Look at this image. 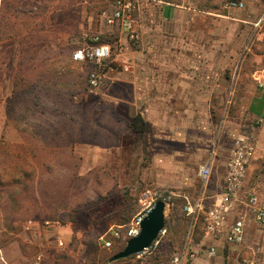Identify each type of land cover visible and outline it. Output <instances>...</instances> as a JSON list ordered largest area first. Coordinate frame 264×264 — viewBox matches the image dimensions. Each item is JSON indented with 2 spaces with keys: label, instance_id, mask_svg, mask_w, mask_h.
<instances>
[{
  "label": "rangeland",
  "instance_id": "rangeland-1",
  "mask_svg": "<svg viewBox=\"0 0 264 264\" xmlns=\"http://www.w3.org/2000/svg\"><path fill=\"white\" fill-rule=\"evenodd\" d=\"M2 9L0 212L12 217L0 220V230L17 235L24 261L30 264L44 252L45 260L54 264H173L174 256L187 242L193 248L201 245L203 217L192 232L187 219L175 223L172 214L182 213L181 195L195 197L200 191L201 184L194 183V136L200 138L198 146L210 137L211 150L220 151L211 181L215 184L225 178L233 149L232 137L226 131L235 128L234 119L245 97L240 81L251 68L243 58L249 53L248 40L212 46L215 38L204 32V44L198 49L194 46V71L201 90H211L212 107L195 110L199 111L195 128L184 123L180 126L193 140L170 144L187 155L161 156L157 150L161 146L154 141L138 107L110 103L111 90L120 95L118 89L111 88L120 84L117 80L123 69L115 57L125 46L121 36H128L118 25L106 23L104 12L109 13L110 8L104 2L7 0ZM260 27L264 33V22ZM95 38L113 48V59L104 66L105 79L99 90L89 86V74L95 66L73 59L77 50L93 44ZM127 40L138 47L136 41ZM257 43L264 52V39L256 37L254 46ZM252 165L244 186H256V195L264 201V170L253 171ZM145 190L177 196L175 207L166 211L167 230L146 254L113 262L127 243L115 242L108 250L100 238L111 229L126 231L142 210L139 198ZM241 206L239 212L245 211ZM248 212L252 230L264 239L255 214ZM29 220H55L60 228L40 239L25 229ZM8 238L2 234V239ZM262 238L252 243L259 262L264 260ZM58 239L63 246L58 245ZM217 241L229 252L222 238ZM237 259L226 257L225 263L233 264Z\"/></svg>",
  "mask_w": 264,
  "mask_h": 264
},
{
  "label": "crops",
  "instance_id": "crops-1",
  "mask_svg": "<svg viewBox=\"0 0 264 264\" xmlns=\"http://www.w3.org/2000/svg\"><path fill=\"white\" fill-rule=\"evenodd\" d=\"M4 1L3 3V0H0V14L7 0ZM230 1L142 0L139 6L140 38L136 42L138 47H133V44L127 40L128 37L121 36L122 45L125 46L122 47V54H116L115 58H117L116 63L123 69L121 79L117 80L120 84L111 87L118 89L120 95L114 94L111 90L110 103L114 106L128 103L130 106L138 107L142 119L150 126L154 141L159 142L161 146L157 149L161 156L187 155L172 149L170 144L193 140L189 135L183 134L182 129H179L180 126L184 123L189 126L194 125L195 128V124L198 123L194 122V118L199 113L195 110H208L212 107L209 94L211 90L207 88L202 91L195 80L194 46L198 49L204 44L202 39L204 32L215 38L212 46L230 45L236 39H241V43L248 40L246 50L249 53L243 55V58L244 61L249 62L251 68L242 75L240 81L241 91L245 97L240 104L239 114L234 119L235 128L227 130L226 135L232 137L233 145L240 137L248 138L256 148V158L251 170L262 171L264 170V52L260 50L259 43L255 46L254 44L256 37L258 41L264 39V33H260L262 28L257 26L263 14L264 0H235L243 3L244 8L228 10L226 4ZM52 13H54L53 9ZM249 44L254 47L248 46ZM198 138L194 136L196 148L194 164L197 167L194 183L201 184L199 193L203 191L208 197L207 203H210L212 199L213 201L220 199L225 178L217 179L215 184L211 179L207 184L202 181L200 168L213 154L214 171L220 151L211 150L213 145L210 143V137L203 138L202 141L206 140V144L201 146H198L200 142ZM244 184L237 192L236 213L242 208L247 193H249L247 201L256 194L255 185L254 188H249ZM10 216V213L5 215L0 212V220L11 219ZM2 234L9 237V241L2 239ZM37 237L42 238V236ZM261 238L262 235L252 230L251 223L247 229L245 245L231 246L224 242L229 247V252L224 250V245L219 244L217 240L203 237L201 245L194 244V249L198 252L196 264H226V257L231 261L235 256L238 259L233 264H264L263 259L261 262L256 260L257 249L252 244ZM17 244V235L13 231L0 230V264H29L24 261V254ZM195 246H199V249ZM211 247L217 249L214 257H210L208 253ZM260 251L264 253V247ZM43 254L45 258L42 264H54L45 260V253ZM34 262L35 259L30 264Z\"/></svg>",
  "mask_w": 264,
  "mask_h": 264
},
{
  "label": "built area",
  "instance_id": "built-area-1",
  "mask_svg": "<svg viewBox=\"0 0 264 264\" xmlns=\"http://www.w3.org/2000/svg\"><path fill=\"white\" fill-rule=\"evenodd\" d=\"M101 1L110 8L109 13L104 12L106 23L110 26L118 25L123 34L127 35L131 41L137 42L140 28L139 6L142 0ZM235 8L243 9L244 4L235 0H231L226 4L228 10ZM263 22L264 14L259 19L257 26L260 27ZM119 53H122V48L119 49ZM73 59L78 63L95 66V69L89 74V86L93 90H99L102 88L105 79L104 66L113 59V48L108 43H102L100 38H95L93 44L77 50L73 55ZM255 158L256 148L252 142L245 137L238 138L234 142L231 151L220 199H217L208 207V197L203 191L196 197L181 196L184 200L183 212L191 224L192 232L200 217H203L204 238L214 240L222 238L228 245L243 246L247 241V229L250 223L248 209L255 214L257 223L264 230V201L258 195L255 194L249 198V201L243 202L246 207L245 211L235 215L238 189L248 179L249 169ZM199 174L202 181L207 184L213 174V154L200 168ZM262 180L264 182V175ZM173 196L177 197L172 194L165 196L162 193L145 190L139 198L142 207L141 212L133 219L126 231L111 229L101 236L100 240L103 242L104 247L112 250L115 242L127 243L131 238L138 236L144 217L153 210L156 203L163 201L166 204L167 211L174 205ZM58 228H60V223L55 220H29L25 223L26 230L35 232L39 236ZM57 243L59 246L64 245L61 239H58ZM149 250L150 248L142 254H146ZM208 253L210 257H214L217 254V249L211 247ZM44 258V254L39 253L33 264H42ZM197 258L198 252L187 242L174 256L173 264H196Z\"/></svg>",
  "mask_w": 264,
  "mask_h": 264
},
{
  "label": "water",
  "instance_id": "water-1",
  "mask_svg": "<svg viewBox=\"0 0 264 264\" xmlns=\"http://www.w3.org/2000/svg\"><path fill=\"white\" fill-rule=\"evenodd\" d=\"M165 227L166 204L163 201H159L153 210L144 217L139 235L131 238L124 249L113 257L112 261H122L144 253L157 242L165 231Z\"/></svg>",
  "mask_w": 264,
  "mask_h": 264
},
{
  "label": "trees",
  "instance_id": "trees-1",
  "mask_svg": "<svg viewBox=\"0 0 264 264\" xmlns=\"http://www.w3.org/2000/svg\"><path fill=\"white\" fill-rule=\"evenodd\" d=\"M102 42V41H101ZM102 43H105V42H102ZM165 196H169V195H171L170 193H163ZM173 195V194H172ZM173 198V202H174V205H173V208L175 207V202L178 200V199H176V197L175 196H173L172 197ZM172 208V207H171ZM172 208V209H173ZM182 213L179 211V212H174V214H172V219H173V221L175 222V223H177V222H179V221H183V220H185V219H187L186 218V216H185V214H184V212H183V207H182ZM166 225H167V220H166ZM167 230V226L165 227V231ZM160 240V237L158 238V240H157V242ZM156 243V242H155Z\"/></svg>",
  "mask_w": 264,
  "mask_h": 264
}]
</instances>
